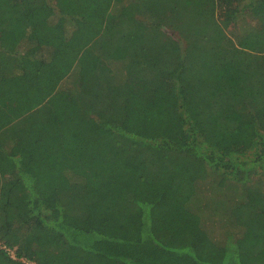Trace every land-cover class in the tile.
<instances>
[{
  "label": "trees",
  "instance_id": "obj_1",
  "mask_svg": "<svg viewBox=\"0 0 264 264\" xmlns=\"http://www.w3.org/2000/svg\"><path fill=\"white\" fill-rule=\"evenodd\" d=\"M0 264H264V0H0Z\"/></svg>",
  "mask_w": 264,
  "mask_h": 264
},
{
  "label": "rangeland",
  "instance_id": "obj_2",
  "mask_svg": "<svg viewBox=\"0 0 264 264\" xmlns=\"http://www.w3.org/2000/svg\"><path fill=\"white\" fill-rule=\"evenodd\" d=\"M246 21L247 20L245 19L244 22H246ZM248 23L246 22L245 24L247 26H249ZM229 30H232V27H230ZM235 30L238 31V28L235 29ZM231 32L232 31H229V33H231ZM161 98H163V101L160 102V107L159 108H161L162 111H164L166 109V107H167L166 105L167 104H169V107L171 106V104H173V101L171 100V97H169L168 95L162 94ZM157 107H158V105H157ZM173 121H172L173 122L172 127H173L174 133H171L172 135H174L177 132H179L180 128L182 127V125H181V123L179 121H176L175 119H173ZM131 123H128V124L126 123V126L129 127V128L136 127L137 120L134 119L133 122H131ZM169 124H170V122L166 125V127H169L170 126ZM206 222L207 223H205V230L215 240L216 239L220 240V239L224 238L225 234L232 229V225L230 224L229 220L227 218H225V217L222 218L221 216H213L209 220H207Z\"/></svg>",
  "mask_w": 264,
  "mask_h": 264
},
{
  "label": "built area",
  "instance_id": "obj_3",
  "mask_svg": "<svg viewBox=\"0 0 264 264\" xmlns=\"http://www.w3.org/2000/svg\"><path fill=\"white\" fill-rule=\"evenodd\" d=\"M10 251H11V250H10ZM11 253H12L13 255H15L14 252H11Z\"/></svg>",
  "mask_w": 264,
  "mask_h": 264
}]
</instances>
